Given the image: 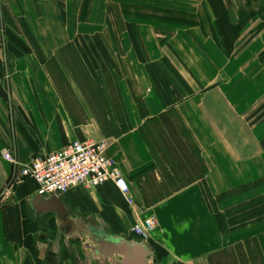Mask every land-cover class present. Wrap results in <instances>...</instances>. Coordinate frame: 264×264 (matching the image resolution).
Here are the masks:
<instances>
[{"label": "crops", "instance_id": "obj_1", "mask_svg": "<svg viewBox=\"0 0 264 264\" xmlns=\"http://www.w3.org/2000/svg\"><path fill=\"white\" fill-rule=\"evenodd\" d=\"M9 2L32 42L6 24L3 48L0 42V191L11 171L5 151L27 164L74 140L93 139L105 141L133 203L111 182L91 189L76 185L45 199L26 179L0 199V264H112L111 257L104 262L88 255L86 243L90 249L104 243L107 257L117 241L121 259L132 264H264V213L253 214L251 206L233 211L257 196L264 208V0H234L230 20L218 15L223 30L215 44L230 65L218 69L214 80L192 77L188 69L159 83L144 70L147 61L134 42H100L99 60L81 53L90 74L114 69L125 125L114 121L106 92L102 114L94 102L77 109L65 98L49 65L74 35L61 27L38 38L32 29L44 8L31 0L26 7ZM170 113L197 145L202 177L143 203L147 176L161 181L143 127ZM139 215H154L158 224L145 241L131 231Z\"/></svg>", "mask_w": 264, "mask_h": 264}, {"label": "rangeland", "instance_id": "obj_2", "mask_svg": "<svg viewBox=\"0 0 264 264\" xmlns=\"http://www.w3.org/2000/svg\"><path fill=\"white\" fill-rule=\"evenodd\" d=\"M9 1L0 0L2 48L7 23L19 38L32 42L28 32L23 30L20 18L10 13ZM235 1L239 3V0ZM13 2H16L17 7H26L28 0ZM31 2L33 7L44 8L45 13L39 22L33 25L32 32L35 36L44 40L42 34L46 35V29L49 30L51 37L53 33L58 34L63 27L62 29L65 28L75 37L74 42H70L56 53L49 65V74L54 84L68 101L77 106V109L81 107L87 109L88 103L94 102L101 111L100 114L104 109L102 96L105 92L108 93L109 104L114 110V121H122L123 125L125 114L114 69L108 65L102 67L96 74H90L81 56V53L86 56L92 53L98 60V55L104 58V48L100 42L136 43L140 55L147 61L144 63L146 65L144 70L154 72L159 83L164 82L165 78L171 82L175 74L183 77L185 70L188 69L192 77L206 74L214 80L218 69L225 67L227 69L230 65L226 61L227 56L224 58L221 56L215 42L223 30L219 29L223 24L218 22L217 17L224 13L225 18L230 20L229 13L234 0H31ZM38 16L33 17L34 21ZM129 69L132 70V64ZM171 90L174 95L175 92L181 95L180 90L175 88ZM164 118L162 121L155 119L158 123L150 119L143 127L146 141L159 161L157 171L161 175L159 184L152 173L147 176L142 196L143 203L161 200L173 194L174 189L202 177L200 151L193 143L190 132L181 125L176 114L170 113ZM209 203L212 207L213 202ZM260 203V196H257L240 203L233 211L246 210L247 206H251L253 214L260 215L264 213ZM145 217L147 216L139 215L135 222ZM157 226L158 224L156 228ZM89 245L86 243L85 248L88 255L102 257L104 262H108L111 257L112 264H125L126 259L122 260L120 256L118 241L113 244L114 254L107 257L104 255L106 250L104 243H95V247L91 249Z\"/></svg>", "mask_w": 264, "mask_h": 264}, {"label": "built area", "instance_id": "obj_3", "mask_svg": "<svg viewBox=\"0 0 264 264\" xmlns=\"http://www.w3.org/2000/svg\"><path fill=\"white\" fill-rule=\"evenodd\" d=\"M3 157L10 163L11 171L0 191V199L30 179L36 184V195L45 199L64 194L76 185L91 189L111 182L128 204L133 203L129 185L108 155L103 140H74L57 151L35 156L27 164L9 151H5ZM156 225L155 217L149 215L135 222L131 231L145 241Z\"/></svg>", "mask_w": 264, "mask_h": 264}, {"label": "water", "instance_id": "obj_4", "mask_svg": "<svg viewBox=\"0 0 264 264\" xmlns=\"http://www.w3.org/2000/svg\"><path fill=\"white\" fill-rule=\"evenodd\" d=\"M126 260H125V264H132V262L130 260H127V261Z\"/></svg>", "mask_w": 264, "mask_h": 264}]
</instances>
